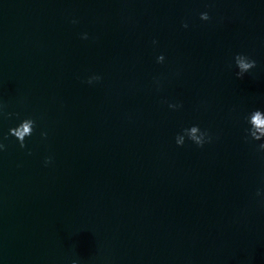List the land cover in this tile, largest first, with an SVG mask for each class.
<instances>
[{"label":"water","instance_id":"1","mask_svg":"<svg viewBox=\"0 0 264 264\" xmlns=\"http://www.w3.org/2000/svg\"><path fill=\"white\" fill-rule=\"evenodd\" d=\"M254 108L264 0H0V261L264 264ZM193 123L211 140L177 146Z\"/></svg>","mask_w":264,"mask_h":264},{"label":"clouds","instance_id":"2","mask_svg":"<svg viewBox=\"0 0 264 264\" xmlns=\"http://www.w3.org/2000/svg\"><path fill=\"white\" fill-rule=\"evenodd\" d=\"M199 19L202 21L209 20V13L207 11L199 12ZM182 26L187 27V24H182ZM81 38H87V33H82ZM155 43L156 41L153 40V44ZM155 60L157 63L164 62V54H157ZM232 65L236 69L234 75L239 78L245 73H249L256 66V60L244 52H236L232 55ZM100 80V75L92 74L86 78V83L91 85L94 82H99ZM167 107L169 109H178L181 107V105L179 103L169 102L167 104ZM243 121L246 125V127L243 129L245 134L244 139L260 141L259 144L255 145V148L257 153L264 156V109L254 108L246 112L243 116ZM34 128L35 120L31 116H23L19 118L13 126H10L8 128L5 136H11L15 138L19 147L23 149L25 147V138L32 135ZM40 135L42 137H46L47 133L45 131H41ZM173 139L174 143L177 146L184 145L185 141L188 140L195 144L197 147H201L205 143H208L211 140V137L207 129H202L199 124L193 123L187 127H182L180 131L174 135ZM4 148V143L0 142V152H2ZM50 160V156H45L44 164L47 165ZM256 196L261 197L262 201H264V178H262L261 187H258L256 189ZM0 264H2V261H0ZM71 264H79V262L78 260L73 259L71 261Z\"/></svg>","mask_w":264,"mask_h":264}]
</instances>
